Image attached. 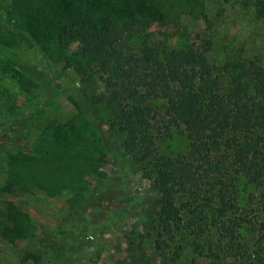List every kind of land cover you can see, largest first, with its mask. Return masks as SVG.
<instances>
[{"label": "trees", "instance_id": "obj_1", "mask_svg": "<svg viewBox=\"0 0 264 264\" xmlns=\"http://www.w3.org/2000/svg\"><path fill=\"white\" fill-rule=\"evenodd\" d=\"M167 3L0 4L3 50L15 39L34 45L58 79L44 100L62 95L75 109L67 121L46 126L34 153L9 156L2 190L40 187L58 194L70 188L79 208L75 218L86 219L85 208L110 192L87 190L83 177L112 154L122 171L131 165L151 190L145 233L129 243L134 264L150 262L144 254L148 242L159 264H178L186 248L214 262L264 264V221L253 220V194L247 190L264 183V63L258 55L241 54L213 63L208 39L200 45L189 37L173 43L155 29L168 17ZM245 4L253 6L255 20L264 26V0ZM97 25L100 33L79 53L63 52L59 39L64 33ZM15 57L0 56V68L14 70L22 81ZM176 130L183 147L167 153L160 144L173 140ZM30 219L6 201L0 205V235L10 241L20 238L31 229ZM75 225L73 236L88 231L85 222L81 231ZM243 228L257 232V239L243 242ZM77 241L79 249L89 239ZM25 252L23 264H39L37 255ZM71 253L64 250V262Z\"/></svg>", "mask_w": 264, "mask_h": 264}, {"label": "rangeland", "instance_id": "obj_2", "mask_svg": "<svg viewBox=\"0 0 264 264\" xmlns=\"http://www.w3.org/2000/svg\"><path fill=\"white\" fill-rule=\"evenodd\" d=\"M10 1L0 0V4L5 8ZM246 1L166 0L168 17L155 29L173 43L189 37L200 45L208 39L211 43L209 59L213 63H221L238 54L244 57L258 55L264 63V26L255 20L253 6L246 5ZM100 31L101 27L97 25L66 32L59 39V45L63 52L77 54ZM3 49L6 48L0 41V56L15 53L14 61L19 64L23 79L21 81L20 74L12 69L0 68V205L11 201L28 213L32 227L13 241L0 235V264H23L25 251L37 255L39 264H134L129 256V243L132 236L145 233L143 216L151 190L148 180L131 165L122 171L114 155L104 156L98 167L83 177L87 190L99 195L110 192L85 208L86 219L78 221L75 218L79 208L72 200L70 188H64L58 194L40 187L15 188L13 193L2 190L7 182L9 156L34 153L36 140L46 126L51 121H67L75 111L65 96L56 95L53 102L44 100L58 79L34 45L15 39L6 52ZM52 57L56 59L57 56L53 53ZM67 72L77 80L71 68H67ZM173 136V140L160 144L167 153L183 147L181 132L176 130ZM247 190L253 194V220L264 221V183ZM84 222L89 228L82 233ZM75 223L78 225L75 230L81 233L73 236L71 227ZM241 234L245 243L254 242L259 235L249 228H243ZM86 237L88 243L77 249V240L83 242ZM65 249L72 253L64 262ZM144 254L150 258L148 264H159L157 259L160 258L149 242ZM178 264L229 262L225 258L214 262L186 248Z\"/></svg>", "mask_w": 264, "mask_h": 264}]
</instances>
